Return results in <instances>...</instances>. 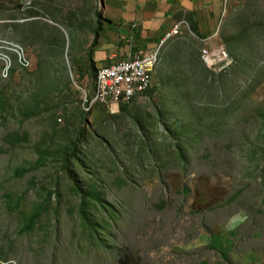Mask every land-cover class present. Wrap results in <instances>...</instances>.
<instances>
[{"label":"rangeland","instance_id":"rangeland-1","mask_svg":"<svg viewBox=\"0 0 264 264\" xmlns=\"http://www.w3.org/2000/svg\"><path fill=\"white\" fill-rule=\"evenodd\" d=\"M99 6L0 0V264H264V0L184 24L149 91L85 111Z\"/></svg>","mask_w":264,"mask_h":264},{"label":"crops","instance_id":"crops-1","mask_svg":"<svg viewBox=\"0 0 264 264\" xmlns=\"http://www.w3.org/2000/svg\"><path fill=\"white\" fill-rule=\"evenodd\" d=\"M224 3L225 0H100L97 10L101 28L96 43H92L93 33L81 51V59L75 58L81 71L77 76L87 81L95 77L98 67L123 59L129 52L140 53L153 47L179 20L194 26L201 36L214 34L220 27Z\"/></svg>","mask_w":264,"mask_h":264},{"label":"built area","instance_id":"built-area-1","mask_svg":"<svg viewBox=\"0 0 264 264\" xmlns=\"http://www.w3.org/2000/svg\"><path fill=\"white\" fill-rule=\"evenodd\" d=\"M184 24V20L175 22L165 32L164 36L153 47L140 52H129L126 57L113 60L107 65L96 69L94 81L90 89H83L82 105L85 111H90L95 105L105 106L112 111L118 109L121 103L129 102L134 96L142 95L152 88L153 73L160 58L162 44L168 36L176 32ZM14 61L22 67L31 63L25 48L13 43ZM11 60L4 58L3 73L7 74Z\"/></svg>","mask_w":264,"mask_h":264},{"label":"trees","instance_id":"trees-1","mask_svg":"<svg viewBox=\"0 0 264 264\" xmlns=\"http://www.w3.org/2000/svg\"><path fill=\"white\" fill-rule=\"evenodd\" d=\"M100 18H101V16H100V11L99 10H97L96 11V27H95V29H94V39H93V44L94 43H96V37H97V35H98V31L100 30V28H101V23H100ZM190 29H191V31H193L197 36H199V34L195 31V28H194V26L192 27V26H190ZM74 148H75V146H74Z\"/></svg>","mask_w":264,"mask_h":264}]
</instances>
